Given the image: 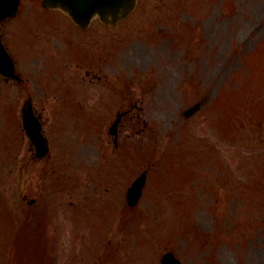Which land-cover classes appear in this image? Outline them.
I'll return each mask as SVG.
<instances>
[{
    "label": "rangeland",
    "instance_id": "obj_1",
    "mask_svg": "<svg viewBox=\"0 0 264 264\" xmlns=\"http://www.w3.org/2000/svg\"><path fill=\"white\" fill-rule=\"evenodd\" d=\"M35 1L24 0L4 27L11 51L26 53L18 65L27 84L0 79V264H160L167 250L181 264H264V0H145L136 11L145 13L141 21L135 12L106 30L116 43L111 58L101 65L65 64L47 79L43 67L64 50L63 33L37 47L22 44L17 28L32 30L31 16L41 14L70 39L78 31L66 15L49 16ZM173 1L182 2L184 12L174 16L172 32L167 22L158 30L144 27L150 16L166 18ZM185 34L195 40L187 44ZM44 47L50 59L41 56ZM89 67L107 82L89 83ZM29 81L51 145L46 162L32 161L20 122ZM55 81L59 87L69 82L59 92L65 99L83 94V85L92 89L79 113H61L63 100L50 88ZM99 87L127 92L125 107L130 101L142 106L141 114L134 110L132 120L124 118L116 148L108 133L116 108L102 112L94 92ZM199 101V111L184 117L183 110ZM254 103L260 108L247 112ZM223 108L230 119L234 110L239 129H228L230 120L224 129L214 125ZM209 145L217 155L209 151L212 159L198 161L193 178L181 183L182 172L173 168L190 153L184 147L202 158ZM146 168L142 197L129 207L126 188ZM64 176L72 178L63 184ZM24 194L36 198L35 205L22 200ZM73 207L82 208L75 213Z\"/></svg>",
    "mask_w": 264,
    "mask_h": 264
},
{
    "label": "water",
    "instance_id": "obj_2",
    "mask_svg": "<svg viewBox=\"0 0 264 264\" xmlns=\"http://www.w3.org/2000/svg\"><path fill=\"white\" fill-rule=\"evenodd\" d=\"M135 0H43V4L47 7H61L70 10L74 19L83 23L93 12L97 11L106 19V15L110 14L115 20L126 16L134 7ZM19 0H0V21L16 10ZM0 72L6 75H13V63L8 53L4 49L0 39ZM199 105H195L190 109L194 111ZM118 119L114 122L112 128L116 127ZM23 124L30 138L37 147L38 155H42L46 151V142L40 131V124L34 117L30 108L23 111ZM145 182V172L138 176L127 191V200L130 205L137 202L141 195V190ZM162 264H178L171 253H166L162 257Z\"/></svg>",
    "mask_w": 264,
    "mask_h": 264
},
{
    "label": "flooded vegetation",
    "instance_id": "obj_3",
    "mask_svg": "<svg viewBox=\"0 0 264 264\" xmlns=\"http://www.w3.org/2000/svg\"><path fill=\"white\" fill-rule=\"evenodd\" d=\"M99 79V77H97Z\"/></svg>",
    "mask_w": 264,
    "mask_h": 264
},
{
    "label": "bare ground",
    "instance_id": "obj_4",
    "mask_svg": "<svg viewBox=\"0 0 264 264\" xmlns=\"http://www.w3.org/2000/svg\"><path fill=\"white\" fill-rule=\"evenodd\" d=\"M132 47V46H131Z\"/></svg>",
    "mask_w": 264,
    "mask_h": 264
},
{
    "label": "trees",
    "instance_id": "obj_5",
    "mask_svg": "<svg viewBox=\"0 0 264 264\" xmlns=\"http://www.w3.org/2000/svg\"><path fill=\"white\" fill-rule=\"evenodd\" d=\"M255 106V105H254Z\"/></svg>",
    "mask_w": 264,
    "mask_h": 264
}]
</instances>
